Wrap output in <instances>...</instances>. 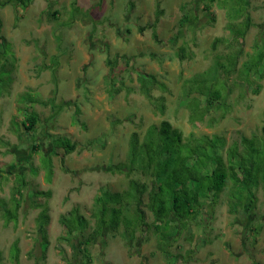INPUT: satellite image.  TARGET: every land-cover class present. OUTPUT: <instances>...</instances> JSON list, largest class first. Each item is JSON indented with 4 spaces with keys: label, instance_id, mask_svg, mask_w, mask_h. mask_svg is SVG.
<instances>
[{
    "label": "rangeland",
    "instance_id": "374dc122",
    "mask_svg": "<svg viewBox=\"0 0 264 264\" xmlns=\"http://www.w3.org/2000/svg\"><path fill=\"white\" fill-rule=\"evenodd\" d=\"M157 10L155 39L147 26ZM185 11L197 15L195 27L181 26ZM247 13L251 26L236 41L226 9L209 0H32L25 10L0 8V42L8 53L0 58V75L8 73L7 85L0 87V214L12 208L15 189L20 188L21 201L16 222L5 225L0 216V264H80L75 248L60 239L65 235L60 216L76 208L92 225L100 190L127 188L128 179L108 166L123 162L130 135L142 140L151 125L169 122L185 141L191 135L223 137L224 158L229 148L242 151L243 138L264 153V60L254 77L247 76L248 67L241 69L255 59L250 55L264 50V0H249ZM179 48L185 49L183 60L175 57ZM234 55L236 69L228 62ZM138 72L165 86L150 92L162 113L140 93ZM201 78L215 82L222 98L201 121L191 122L188 102L196 98L204 105L205 100L190 95L185 81ZM25 93L37 102H21ZM25 109L39 119L30 132L21 124ZM61 137L75 143L71 154L54 147ZM32 144L37 151H31ZM43 156L51 159L49 182ZM34 191L50 196L35 198ZM232 195L229 184L213 220L203 217L194 225L193 240H180L171 249L172 255H189L182 262L165 258L152 237L127 245L119 233L108 236L104 248H91V264H264V180L254 189L251 213L238 206L231 214ZM43 210L48 216L44 255L36 223Z\"/></svg>",
    "mask_w": 264,
    "mask_h": 264
},
{
    "label": "trees",
    "instance_id": "16d2710c",
    "mask_svg": "<svg viewBox=\"0 0 264 264\" xmlns=\"http://www.w3.org/2000/svg\"><path fill=\"white\" fill-rule=\"evenodd\" d=\"M32 0H0V8L11 6L25 10ZM210 3L218 4L226 9L228 28L236 41L242 40L251 26L248 5L249 0H209ZM159 18L158 10L155 13L154 23L149 27L153 31V37L157 39L154 28ZM242 18V19H241ZM197 15L191 11H185L181 17V26L195 27ZM144 28H139L142 33ZM4 46L0 42V58L6 59ZM185 49L179 48L175 57L183 60ZM239 55V52H238ZM191 56L189 52L188 57ZM251 56L255 58L252 65L248 59L241 65L250 70L248 77H254L258 73V67L264 60V50L258 51ZM234 69L237 66L238 56L230 57ZM240 69V70H241ZM243 70V69H242ZM6 75H0L1 90L7 85L4 82ZM201 76V75H199ZM244 76L248 82V77ZM259 74L257 78H262ZM196 77V76H195ZM191 79H196L192 77ZM189 85V94H196L204 98V105L196 98L187 104L190 110V120L201 121L208 113L213 102L222 98L221 89L217 90L215 82L201 78ZM190 80V82H189ZM136 81L139 84L140 93L162 113L163 106H156L151 95V89H164L165 86L155 80L152 75L138 72ZM224 91V90H223ZM29 95L31 97H29ZM21 102L26 104L36 103L37 100L30 93H25ZM194 104H192V103ZM22 126L25 131H33L39 122L35 113H28L25 109ZM150 127V128H149ZM145 132L142 140L138 135H130L126 159L123 162L108 166V171L113 174H122L127 179V188L120 192H112L103 188L94 199V208L91 217L94 222L89 221L74 208L68 214L60 216L59 223L65 230V235L60 239L75 248V252L81 258L80 264H91V248L100 245L104 248L108 236H115L120 233L127 245L143 239H155V249L164 255L165 258H174L175 263L182 262L183 255H172L171 249L178 246L180 240H193L194 225L199 226L203 217L213 220L214 207L218 202L219 195L230 184L235 202L229 205L231 214L236 212L238 206L245 212L254 209V189L259 182L264 180V153L253 148L251 139L243 138L242 151L232 153L227 150L224 158L225 139L219 136H190L186 141L181 132L173 128L169 122L162 121L159 126L151 125ZM55 148L63 150L64 154H71L75 149V143L67 138L53 140ZM36 144L31 145V151H37ZM242 155L243 157H241ZM261 156V157H260ZM42 165L45 171V178L49 182L52 177V164L48 156L42 157ZM68 172L66 168L63 169ZM137 177H134L135 175ZM133 176V177H132ZM262 177V178H261ZM21 185L23 180H21ZM35 198L49 197V192L34 191L31 194ZM20 188L15 189L11 194L12 208H4L0 216L5 225L9 222H16L17 209L20 205ZM243 196L244 200L238 197ZM238 204V205H237ZM209 208L207 214L203 211ZM3 207V206H0ZM48 221L46 211L43 210L36 220L40 234L43 255L47 240L44 226ZM211 222V221H210ZM139 253L138 250H136ZM13 257L17 255V246L13 245L11 250ZM64 255L63 250H60Z\"/></svg>",
    "mask_w": 264,
    "mask_h": 264
}]
</instances>
